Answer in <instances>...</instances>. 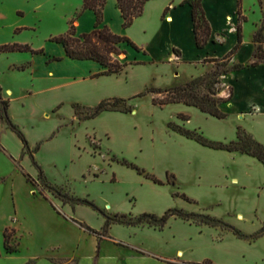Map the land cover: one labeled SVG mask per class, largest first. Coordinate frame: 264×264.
<instances>
[{
	"label": "rangeland",
	"instance_id": "rangeland-1",
	"mask_svg": "<svg viewBox=\"0 0 264 264\" xmlns=\"http://www.w3.org/2000/svg\"><path fill=\"white\" fill-rule=\"evenodd\" d=\"M251 2L245 0V5ZM263 3L260 5L258 0L261 10ZM67 8L68 4L63 5L62 0H0V45L22 44L32 50L6 52L14 54L12 60H24L11 68L6 58L0 56L1 98L9 102V120L23 133L30 149L34 151L39 146L34 160L29 155L22 157V140L8 121L1 118L0 103V138L11 156L19 155L17 164L13 157L0 155V175L16 170L15 174L19 172L16 184L21 177L26 178L56 210L58 201L73 208L78 205L65 203L49 187L74 198L88 199L108 216H124L125 221H135L144 213L160 217L170 209H178L211 216L233 229L179 217L170 218L163 229L144 223L112 224L107 236L118 240V245L124 246L126 242L166 255L180 251L179 264H191L182 258V253L185 259L196 261L210 258L228 264H264V234L259 236L264 228V166L239 152L204 147L173 130L174 126H180L198 132L207 140L229 143L236 140L238 127L256 139L253 133L264 129L260 126L264 118H247L241 122L238 116L232 115L220 120L184 104L154 105V95L148 94L127 101L132 108L130 113L110 111L95 119L80 120L75 104L95 107L104 99L128 100L151 87L164 90L223 67L210 60L204 61L207 70L203 75H196L192 67L178 71L176 65L168 62L164 48L151 43L142 46L131 37L119 34L129 37L148 56L124 45L127 55L119 59L131 64L120 74L96 77L103 70L97 63L68 59L63 47L52 41L69 30L71 19L82 9L65 18ZM261 15L254 41L260 32L256 48L260 45V55H264V10ZM161 54H166L165 61L157 62ZM150 60L155 63L136 64ZM173 74L179 77L176 81L172 79ZM218 88L219 96L228 100L232 86L224 75ZM230 103L223 104L221 109L229 112ZM81 112L82 116L87 114L83 109ZM129 165L143 170L144 174ZM30 170H36L37 175L32 176ZM153 177L163 184L155 183ZM234 178L238 181L233 182ZM80 206L78 221L102 231L105 217L89 206ZM58 208L64 215L61 205ZM6 209L3 208V214ZM88 234L101 241L97 235ZM14 244L12 240L11 245ZM108 247L119 246H105Z\"/></svg>",
	"mask_w": 264,
	"mask_h": 264
},
{
	"label": "crops",
	"instance_id": "crops-1",
	"mask_svg": "<svg viewBox=\"0 0 264 264\" xmlns=\"http://www.w3.org/2000/svg\"><path fill=\"white\" fill-rule=\"evenodd\" d=\"M62 1L63 5L68 4L65 14V18H68L82 8L84 0ZM183 1L185 0L149 1L145 5L143 15L137 18L130 28L124 29V20L117 6V0H107L104 9V24L108 25L115 33L131 37L139 45L145 46V43H151L158 48H164L168 62L176 65L178 71L185 67H192L195 69L196 75H203L207 70L203 65L205 59H222L237 44L238 0L203 1V8L212 32L211 40L203 49L196 47L192 10L188 5L181 6ZM251 1L246 6L245 0H243L244 15L247 18L243 24V43L230 65L248 64L254 60L256 50L254 35L261 23L264 3L263 10H261L262 8L258 7V0ZM167 8L169 10L164 16ZM95 22L94 12L85 11L75 23L78 33L92 31ZM174 49L180 50L181 54H176ZM165 55L161 54L159 61L155 60L163 62L166 58ZM0 56L6 58L9 68L24 62V60L10 59L11 56H14L12 53H4ZM178 73L180 74V72ZM178 78L175 74L172 75V79L175 81ZM224 78L228 80V84L232 86L234 92L230 111H226L228 116L236 115L241 122L247 118L263 119L264 61L255 67L232 71L225 74ZM7 92L11 93V90H7ZM263 121L261 120L260 126H264ZM262 130L253 134L258 141L264 143V131ZM2 153L13 157L0 138V155ZM241 156L252 161L257 160L248 155L241 154ZM18 157L19 155L13 157L16 164ZM15 171L0 175V223H2L0 226V264H27L29 262L32 264H179L177 256L181 254L180 251L175 255L146 251L126 242H123L124 246L118 245V240H113L109 236L98 241L94 235L88 234L74 221L78 220L81 215L82 207L80 205L73 208L70 204L58 201L57 203L62 207L60 211L64 215L60 214L58 204L57 210L54 209L50 202L42 199L38 191L28 184L26 178L21 177L19 183L16 184L19 172L15 174ZM36 172V170H30L29 173L35 177ZM237 181L236 178L233 179V182ZM3 208L8 209L4 214ZM8 227L14 228L17 232L15 239L20 240L21 243L18 252L7 253L5 250L3 234ZM111 230L112 228H110ZM110 244L119 247L105 248ZM182 255V258L191 264H201L206 260H212L215 264H228L210 258H202L197 261L185 259L183 253Z\"/></svg>",
	"mask_w": 264,
	"mask_h": 264
},
{
	"label": "trees",
	"instance_id": "trees-1",
	"mask_svg": "<svg viewBox=\"0 0 264 264\" xmlns=\"http://www.w3.org/2000/svg\"><path fill=\"white\" fill-rule=\"evenodd\" d=\"M152 0H117V6L121 11L123 18V28H130L135 20L141 17L144 13L145 5ZM204 0H185L181 3V6L188 5L192 10V20L194 25V34H195V42L196 47L199 49H203L207 46L209 41L211 40V26L209 20L206 16V12L203 8ZM107 0H84L82 9L76 13L74 18L71 19L69 24V30L62 35L56 36L52 38V41L61 45L65 51V55L67 58L75 61H92L100 65L103 69L100 73L96 75V77L100 76H112L116 74H120L128 67L131 63L124 61L122 62L119 57L121 55H127V50L123 49L124 45L133 48L139 53H143L145 56H148L147 51L143 48L139 47L135 42H133L129 37L124 35H119L114 33L109 26L104 24V9L106 6ZM260 5H262V0H259ZM91 10L96 15V23L95 27L92 31L88 33L78 34L76 29V20L82 16V14ZM169 8H167L164 12V16L166 15ZM238 25H237V44L236 46L222 59H209L207 58L205 61H213L221 64L220 71H217L212 74H208L206 76L195 77L184 84L176 85L167 89H159L156 87H151L147 92L140 93L134 97L129 98L128 100L123 98H110L102 100L95 107H85L79 104L74 105L75 113L79 116L80 120H91L100 116L104 112H121V113H130L132 108L127 104V101H131L135 98L144 97L148 94H153V104L164 107L172 104H184L189 107H194L199 109L202 113L209 115L211 117L223 120L228 117V113L224 112L221 109V106L228 101H231L233 97V88L231 89V95L228 100H224L220 97V89L218 85L221 83V76L228 74L232 71L243 70L247 67H255L261 61H264V55H260L262 49L260 45L256 48L254 54V60L248 64H234L230 65L235 54L240 50L243 43V24L247 21L246 16L244 15L243 9V0H238ZM261 33L258 32L255 36L256 44L260 42ZM32 51L30 46L22 45V44H7L0 45V53L6 52H27ZM34 52V51H33ZM174 52L178 55L181 54L180 50L174 49ZM54 60H61V58H56ZM142 63H155L154 60H150L148 62H136V64ZM0 103L2 105V115L1 118L8 121L9 126L12 130L21 138L23 143V154L29 155L34 160V153L39 149L37 146L36 150L32 151L29 147L28 141L26 140L23 133L13 126L9 120L8 116V107L9 102L2 100L1 98V88H0ZM124 104L123 106L121 104ZM122 106V107H120ZM85 110L87 114L82 116L81 110ZM184 120H188L187 116H182ZM174 126V125H171ZM173 130L180 133L182 136H185L188 139L194 140L200 145L213 149V150H221L227 151L230 153L239 152L241 154H246L250 157L257 159L260 163L264 165V144L260 143L256 139L253 138L252 135L248 134L241 127L237 128V138L235 141H231L229 143L223 142H214L207 140L204 136L199 134L196 131H191L186 128L180 126H174ZM35 163V161H34ZM132 168L136 169L139 174H144L143 170H140L136 166L129 165ZM40 175L42 176V171H40ZM28 180L37 185L36 181L32 179L29 175H26ZM41 179V178H40ZM155 183L163 184L160 180L156 178H152ZM41 182L44 186H47V183L44 179H41ZM49 190L54 193L57 197L63 200L65 203L77 204V205H85L93 208L94 210L101 213L106 221L102 231L93 230L87 224L80 222L78 220H74L76 223L80 225L84 230L93 233L98 236L99 239L107 236V230L112 224H120L127 226H135L139 224H146L150 227L163 229L168 223L169 219L172 217H179L186 221L195 220L196 223L206 224L211 227L223 226L230 228L226 223L213 218L208 215L203 214H195V213H187L183 210L178 209H170L163 216H156L154 214L144 213L137 217L135 221H125L124 216H115L114 218L108 216L103 213V211L99 210V208L88 199L74 198L67 193H63L61 190L54 189L53 187H49ZM235 234L239 237H243L238 231H235ZM16 230L12 227H8L4 231V239H5V250L7 253H15L20 249V240H16ZM264 234V228L261 231V235ZM12 240H15L16 244L11 245ZM1 257V250H0ZM27 264H32L31 262ZM202 264H214L212 261L207 260Z\"/></svg>",
	"mask_w": 264,
	"mask_h": 264
}]
</instances>
